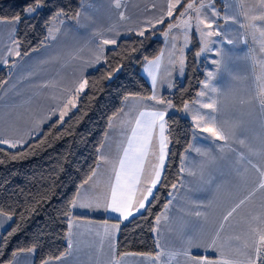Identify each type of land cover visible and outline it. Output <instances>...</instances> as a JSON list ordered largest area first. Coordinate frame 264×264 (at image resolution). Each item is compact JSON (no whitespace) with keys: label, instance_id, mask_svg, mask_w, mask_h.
<instances>
[{"label":"crops","instance_id":"0c3cea01","mask_svg":"<svg viewBox=\"0 0 264 264\" xmlns=\"http://www.w3.org/2000/svg\"><path fill=\"white\" fill-rule=\"evenodd\" d=\"M170 2L120 0L117 8L115 0H85L74 20L52 19L49 34L56 39L48 37L45 44L20 57L0 87V103L6 101L3 103L8 110L3 112L0 107V135L8 139L27 137L38 118L48 116L52 110H62V103L70 93L75 95L71 90L104 61L106 49L114 45H104L101 51L103 40L117 42L126 34L159 26L156 21L166 17ZM14 20H0L3 21L0 23V69L8 58L16 57L9 56V50H17L14 35L18 22ZM229 36L226 34L223 39L221 57L234 59L233 65L223 61V66L215 68V81L207 82L213 96L209 91V96L204 99L197 95L193 102L187 103L190 113H182L193 122V135L183 154L181 179L171 194L167 211L162 212L164 216L156 224L158 253L155 256L133 252H128L133 255H117L116 242L121 224L143 209L134 211L127 219H117V214L104 209L110 200L111 187L115 186L113 172L109 170L102 180L98 177L92 186L88 184L78 189L80 193L84 189L93 191L86 200L93 207H78L73 212V246L71 255L65 257V264H114L116 260L120 264H187L186 251L189 257L197 260L204 257L213 261L233 259L247 264L246 258L253 254V245L259 247L253 229L264 220V189L258 187L264 180V103L261 102L264 83H261L260 74V71L264 73V35L263 44L260 36L255 45V49L261 46L258 60L255 49L251 50L250 56L251 47L241 43L239 34L238 37L231 35L232 40ZM233 43L237 48L226 51L225 45ZM164 44L159 55L149 61L165 54ZM17 74L18 78H14ZM12 91L16 92L12 99L6 98ZM208 103H213L214 108L203 107ZM184 109L188 108L184 106ZM194 116L203 117L199 128ZM46 122L40 125L39 132ZM208 125L222 130L228 139L218 140L203 132ZM134 127L135 123L131 122L130 129ZM129 134L128 139L131 131ZM197 148L201 150L199 153L195 151ZM152 149L155 152L156 147ZM106 151L110 154V148ZM105 164L101 162L99 166ZM117 169L118 164L114 167ZM245 197H248L245 204L223 222V216ZM197 212L201 215L197 216ZM222 222L224 228L217 240L219 249L198 247L188 250L189 239L206 245ZM10 223L6 214H0V234ZM112 224H119V229L111 239L105 238L104 229ZM34 259V251H21L6 264H34ZM52 261L55 264V259Z\"/></svg>","mask_w":264,"mask_h":264},{"label":"trees","instance_id":"16d2710c","mask_svg":"<svg viewBox=\"0 0 264 264\" xmlns=\"http://www.w3.org/2000/svg\"><path fill=\"white\" fill-rule=\"evenodd\" d=\"M84 1L40 0L41 7L26 14L27 7H34V0H0V20L20 17L14 35L20 56L8 58L0 69V87L20 57L48 41L51 20H74ZM218 3L223 6L222 0ZM186 5L143 35L132 32L108 47L104 61L86 74L89 86L79 93L76 108L63 123L58 118L51 121L40 135L21 148L0 147V213L12 218L0 234V264L29 249L34 251V264L53 260L68 251V202L97 165L110 119L120 111L125 98L151 97L152 88L142 73L143 64L159 55L164 44L162 34L182 16ZM200 46L193 33L182 80L175 78L173 88L162 94L163 101L175 110L165 116L168 146L163 182L154 190L156 199L150 198L145 209L121 224L116 242L118 256L128 252L155 256L159 251L155 218L169 203L174 190L171 185H177L181 179L183 154L194 129L193 122L181 110L196 99L205 78L203 63L198 59ZM73 215L71 210L69 218ZM259 264H264V260Z\"/></svg>","mask_w":264,"mask_h":264},{"label":"snow or ice","instance_id":"6c2138e0","mask_svg":"<svg viewBox=\"0 0 264 264\" xmlns=\"http://www.w3.org/2000/svg\"><path fill=\"white\" fill-rule=\"evenodd\" d=\"M184 3H187V8L180 15H187L189 11L193 10V3H188L187 0H171L168 4V10L166 13V17H161L156 21V23L162 24L164 23V19L172 17L174 11L181 7ZM261 3H264V0H261ZM115 6L117 8L120 7V0H115ZM41 7L40 0H34V7H27L25 9L26 14H30L34 12L37 8ZM63 13H58V15H62ZM122 15V14H121ZM20 19L19 16L15 17L13 22H18ZM253 21L257 20L256 17L252 18ZM259 21L264 22V15L260 16ZM3 23V21H0ZM199 24H206L208 28H212V24L207 23L205 20H197L196 22ZM185 28L190 25L189 21H183ZM173 26L169 25L171 29ZM58 31V30H57ZM143 35V32L140 33ZM212 33H208L211 35ZM49 39L55 40L56 37L49 34ZM230 43V42H229ZM108 44H116V40H103L101 42V51L104 45ZM20 56V52L18 50H9V56ZM97 62H100V58L97 57ZM156 63V62H152ZM152 74V73H150ZM109 78L111 77V73L108 74ZM153 83H155V75L152 74ZM89 86L88 80L83 79L78 83V86L74 87L71 92L75 93L72 95L70 93L69 98L66 99L62 103V110L56 109L52 110L50 114L46 117H40L37 119L35 126L32 128L31 132L27 137L17 136L12 139L5 138L3 135H0V147L7 146L8 149H17L27 145L32 139L33 134L40 135L38 131L41 124L45 122V120H51L53 116L58 117L60 123H63L64 117L68 115V112L71 108L76 107V100L78 99L79 93L83 92ZM203 95V93H201ZM261 96L264 97V90L261 91ZM151 99L155 100L156 97L153 96ZM264 103V99L261 101ZM160 104H164L163 100L159 101ZM171 107L169 103L167 105ZM213 103H208L203 105L204 108L212 109L214 108ZM187 107V106H186ZM141 118L148 117V119H136L134 121L135 127L131 128V137L127 140V147L122 149V157L118 160V169L113 171V177L115 180V186L111 187L110 191V200L105 203L104 209L106 211H111L112 213L117 214L116 218L127 219L129 216L133 215V212H139L141 209L146 208V204H150L151 200H155L154 190L157 189L158 185H161L163 182V169H164V161L166 156V149L168 146V138L165 136L166 130V121H165V112L163 111H151V112H141L139 113ZM193 119L197 122L196 126L200 127V122L203 121V117L194 116ZM203 132L209 133L211 137H214L218 140H227L228 136L225 133L215 127L214 125H208L202 129ZM243 143V141H241ZM103 146H101L102 148ZM156 147L158 149L157 152H151V149ZM197 153L201 150L199 148L195 149ZM156 157L159 161L158 164L149 165V168L146 169L145 161L149 154ZM206 155V153H205ZM15 158V157H13ZM104 160V157L101 156V161ZM183 171V169H181ZM97 171L92 170L91 175L88 179L81 185V188H84L85 185H88L90 181L96 176ZM264 176V173H262ZM172 189H176L177 185L172 184ZM260 189H264V180L258 186ZM251 195V194H250ZM248 197L240 200L238 204L235 205L230 211L227 212L226 215L223 216L222 221L227 222L230 217L233 216L237 210L245 204ZM82 200V195L80 192H77L72 200L68 202L67 211L65 213L66 218H68V251L58 255L55 258V264H65V257L71 255L72 246H73V232H72V224L73 221L69 218L70 212L72 209L77 207L80 208H92L93 204L91 202H80ZM171 203V196L169 197V204ZM169 204H165V212L167 211ZM2 214V213H0ZM197 216L201 215L200 212L196 213ZM164 213L159 216H156L157 223L160 222ZM166 218V216L164 217ZM122 222V220H121ZM220 224V229L216 232V234L210 238L206 245L195 242L194 239H189L187 241L188 250L192 248L198 247H210L212 249H219L217 245V240L220 237V233L223 231L224 223ZM119 229V224H112L110 227H105L104 236L105 238L111 239L114 236V233ZM256 232L258 237L259 247L255 244L252 248V255L248 256L247 264H259L261 260H264V220L260 221V225L258 228L253 229ZM111 246V245H110ZM33 251V249H29V252ZM133 255L129 253H125V256ZM187 257V264H241L240 261L233 259H220V260H208L207 257L203 259H193L188 256L187 251L185 252ZM223 251L221 250V256H223ZM44 264H54L52 260H45ZM114 264H120L119 260L114 261Z\"/></svg>","mask_w":264,"mask_h":264},{"label":"rangeland","instance_id":"374dc122","mask_svg":"<svg viewBox=\"0 0 264 264\" xmlns=\"http://www.w3.org/2000/svg\"><path fill=\"white\" fill-rule=\"evenodd\" d=\"M222 1L223 6H221L219 3L216 4L217 0L190 1L189 3H193L194 5L193 10L189 11L187 15H183L175 22L171 23L170 25L173 27L170 29L168 26L166 31L162 34L164 43L166 44V46L164 44L165 54L160 59L155 61H145L142 67V73L147 76L149 84L152 88L151 97L155 96L156 99L153 100L151 97L143 98L139 96H129L125 98L120 111L110 119L105 138L101 144L103 147L101 148L100 146L99 148L98 162L94 168L97 171V174L93 180L89 182L88 186H92L93 182H95L96 178L98 177L102 180L103 176H105L109 170L113 172L119 158L122 157L121 150L127 145L126 140L130 135L129 132L131 122H134L136 119H148V117L141 118L139 113L162 110L166 113L175 111L172 105L171 107L167 106L169 102L160 104L159 101L163 100L162 94L164 91L171 90L172 79L178 78L182 80L185 72V55L191 46V36L193 33L197 35L201 44L198 53V59L202 61L203 70L205 72L202 88L198 93L200 99H204L209 95L213 96V90L210 89L209 91L207 82L209 80L212 81V83L215 81L214 76L216 75V69L223 66V61H226V65H233L234 59L221 57L222 49L224 47L223 39L225 38L226 34L230 35L229 38L231 40V35L238 37L239 34L240 37H238V39L240 38L239 40L241 43L250 45V56L251 50L254 51L255 45L258 43L260 36H262L263 44L264 22L259 21L258 18L264 15V3H261V0ZM220 7H223L222 11H220ZM253 17H256L257 20L253 21ZM197 20L207 21V23L212 24V28H208L206 24L198 25L196 23ZM183 21H189L190 25L185 28ZM257 27H259V30ZM208 33L212 34L208 35ZM225 46L226 51H233L235 48H237L234 43L226 44ZM258 50H261V46L258 49H255L256 60L260 58V53ZM150 73L155 75V83H153L152 74ZM260 74L261 83H264V73L260 71ZM18 76L19 75L17 74L14 78H18ZM208 91L209 95H207ZM14 92L15 91L11 92V94L13 93L12 95L8 93L6 98L12 99ZM201 93H203V95H201ZM3 102L0 103V107L3 108V112H7V106ZM185 106H187L186 108L188 109L181 110V113H190L189 105L186 104ZM75 108L76 107L71 108L70 111H73ZM67 116L68 115H66L64 119ZM53 120L55 119L47 120L46 124ZM107 148H110V154L106 151ZM152 151L154 152V149H151V152ZM151 152L145 161L146 168H149V165H155L156 157L153 156ZM155 152L158 153L157 148L155 149ZM101 156L104 157L103 161H101ZM101 162H106V164L99 166V163ZM92 192L93 191L89 189L82 190V200L80 202H87L86 200L88 195ZM78 209L79 208L77 207L72 210L73 212H76ZM8 217L12 219L10 216Z\"/></svg>","mask_w":264,"mask_h":264},{"label":"water","instance_id":"95a60500","mask_svg":"<svg viewBox=\"0 0 264 264\" xmlns=\"http://www.w3.org/2000/svg\"><path fill=\"white\" fill-rule=\"evenodd\" d=\"M120 69H121V66H119V67L116 69L115 73L117 74V73L120 71Z\"/></svg>","mask_w":264,"mask_h":264}]
</instances>
